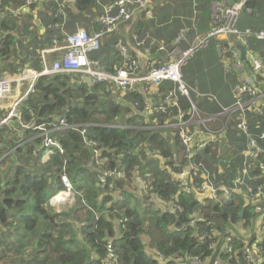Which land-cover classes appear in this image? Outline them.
Instances as JSON below:
<instances>
[{
	"label": "trees",
	"instance_id": "16d2710c",
	"mask_svg": "<svg viewBox=\"0 0 264 264\" xmlns=\"http://www.w3.org/2000/svg\"><path fill=\"white\" fill-rule=\"evenodd\" d=\"M63 1L50 0L32 5L17 17L9 12L0 15V76L5 72L18 73L25 65L40 71L39 50L53 46L54 40L62 41L65 32L74 31L76 24L86 29L100 28L97 23L92 25L95 15L104 13L105 7L116 0H77L74 8L66 7L65 16L58 13ZM213 1L155 0L151 19L139 12L90 56L99 60L102 68L111 69V65L121 61L113 44L123 38L133 49L136 44L132 33L144 39L140 50L148 48L150 55L156 53L160 45L163 56L176 47L186 49L196 36L206 34L212 28ZM1 2L3 7L12 9L24 4V0ZM247 5L252 14H246L250 24L245 28L264 29L255 20L259 14L257 0H249ZM42 26L44 31L40 33ZM180 34L183 37L176 44ZM211 39L216 55L219 46H227L233 41V38L220 40L212 36L208 43ZM248 43L250 49L264 59V41L250 37ZM228 56L229 52L224 57L219 56L226 76L215 100L204 96L203 90L199 89L201 92H197L196 97L190 91V100L202 115H216L212 127L226 122L222 141L196 155V161H201L215 173L218 186H225L229 178L237 174L246 144L245 135L237 127L238 113L218 116L223 108L232 106L235 101L233 90L238 78L235 72L224 69ZM244 70L251 73L247 61ZM229 74L230 78L227 77ZM172 87L167 82L162 92L166 93ZM34 88L35 92L20 107L22 122L47 125L56 117H65L71 126L50 134L62 145L64 153L51 155L45 163L40 161L43 154L38 148L41 138L33 128L24 129L26 142L9 155L4 157L12 147H0V165L15 151L25 154L27 159L32 158L38 165L37 171H32L34 174L22 173L21 166L12 175L8 174L10 169L7 167L0 170V228H6L0 230V252L13 247L17 251L14 261H20V264H103L110 244L119 264H157L146 251L144 240H147L148 246L164 257L189 254L202 264H252L246 255L244 234H240L236 225L242 221L245 228L255 230L251 224L256 215L254 209L236 196H233L232 205H224L207 198L198 200L194 193L180 191L174 175L189 160L184 157L177 129L136 128L142 124L143 116L137 111L135 114L128 105L141 103L142 110L143 95L127 91L122 96L124 100L116 103L118 92L107 93L104 84L89 85L64 73L40 76ZM179 101L182 109L188 111L189 100L180 97ZM155 118L162 124L167 115L157 113ZM246 121L248 133L253 136L264 133V108L261 114L246 110ZM110 124L125 128L105 126ZM83 128L84 135L80 131ZM21 129L18 125L16 133ZM84 137L96 145L86 143ZM260 145L264 147V141H260ZM153 151H156L154 155ZM260 157H264V153ZM133 171L145 181V190L136 185L131 175ZM251 171L258 173L256 168ZM62 173L67 176L76 198L68 211L57 212L51 207L50 199L63 190ZM101 177L105 180L103 183ZM131 186L136 191L131 190ZM40 224H44L45 229L26 239ZM12 227H15L14 233L10 231ZM227 236H231L227 242L230 250L223 247ZM252 239L253 236L249 238ZM257 246L264 248V237ZM28 247L31 250L25 256L24 250Z\"/></svg>",
	"mask_w": 264,
	"mask_h": 264
},
{
	"label": "built area",
	"instance_id": "2783aa9c",
	"mask_svg": "<svg viewBox=\"0 0 264 264\" xmlns=\"http://www.w3.org/2000/svg\"><path fill=\"white\" fill-rule=\"evenodd\" d=\"M46 1L50 0H24L23 5L12 9L8 6L3 7L0 0V15L4 16L6 12H9L12 16L17 17L20 12L28 10L30 6L40 5ZM76 1L64 0L59 4L58 13L65 16L66 7L74 8ZM154 1L116 0L105 7L104 13L95 15L92 25L97 23L100 28L96 29L95 26H92L86 29L80 24H76L74 31L65 32L62 41L54 40L53 46L39 50L38 54L42 65L40 71L25 65L19 69L18 73H3L0 76V139L3 130L16 133V127L20 125L23 128L20 132H25L26 128L37 130V136L41 138L38 148L43 150L42 162H47L53 154L62 155L64 153L62 145L50 134L71 126L65 117H56L47 125L43 123L27 125L22 122L20 107L35 92V82L40 76L64 73L80 76V79L89 85L104 84L107 93L114 92L116 94L118 92L114 101L116 103L121 99L124 100L122 96L127 91H136L145 99L142 110H140L141 103L134 102V104L128 105L135 114L137 111L143 116L142 124L136 128L177 129V136L184 148V157L189 160L174 175L180 191L192 192L198 200L207 198L224 205H227L225 202L228 197L232 198L230 204L232 205L234 203L233 196H236L244 199L254 209L256 215L251 224L254 225L255 230H252L251 227L245 228L242 221H239L236 226L240 234H244L242 240L246 243V255L249 262L264 264V248L260 249L257 246V242L264 237V157H260L264 153V147L260 145V141H264V133L257 136L251 135L247 132L246 121V110L261 114L264 108V59L254 53L248 43L250 37L264 41V29L254 31L251 28L241 30L237 27V21L242 14H252L251 8L247 5L249 0H234L233 5H229L227 0H214L211 8L212 28L206 34L196 36L186 49L182 50L176 47L163 56L160 53L163 46L160 45L157 46L156 53L150 55L148 48L140 50L144 39L132 33L136 46L132 49V45L125 44L123 38L118 39L113 45L118 49L121 61L111 65V69L102 68L100 61L90 55L99 49L103 37L118 31L122 24L135 18L139 12H143L145 17L150 19ZM43 31L44 27L42 26L39 32ZM212 36L233 38V41L228 42L227 46L218 47V56L224 57L226 52H229V56L224 61L225 70L235 72L238 78V83L233 90L235 97L233 105L223 108L218 116L238 113L237 127L246 137L238 172L234 177L229 178V182L225 186H218L215 173L204 167L201 161H196V155L209 146L222 141L226 122L221 121L218 127L214 128L211 124L215 121L216 115L204 116L198 111L190 100L189 86L183 80L181 70L194 52L205 47L208 39ZM182 37L183 34H180L175 43L177 44ZM236 42L242 44L246 49V61L251 67L250 74L244 70L246 61L240 59L239 51L233 45ZM53 55L55 58L52 59ZM87 78H90V82L87 81ZM167 82L171 83L173 87L163 93V86ZM13 85L16 86L14 89ZM180 97H186L189 100L191 107L188 111L182 109ZM208 99L215 100L216 98L208 96ZM3 100H8V102H3ZM157 113L167 115L164 123L158 124L155 118ZM30 114H32L31 111ZM105 126L125 128L119 124ZM80 131L82 135L85 134L84 128ZM84 141L90 145H96L94 141L86 137H84ZM25 142L22 141L19 145H23ZM155 152L153 151L152 155ZM147 153L149 154V151ZM254 168L258 170V173L253 174L251 170ZM135 173L138 175L137 171H133L131 175L135 178L136 185L145 190L147 187L145 181L139 175L140 178H138ZM116 174L120 176V172ZM100 181L103 183L105 180L101 177ZM61 182L65 190L53 200L71 193V184L64 173L61 174ZM130 189L136 191L133 186ZM224 233L226 234L225 231ZM251 236L253 239L249 240ZM230 240L231 236L225 237L224 243L226 244L223 245L229 250L231 248L227 246V242ZM144 243L146 251L153 256L157 264H202L197 257L189 254L164 257L160 252L150 248L149 243L145 241ZM107 248L108 253L103 259V264H119L111 245L108 244Z\"/></svg>",
	"mask_w": 264,
	"mask_h": 264
},
{
	"label": "rangeland",
	"instance_id": "374dc122",
	"mask_svg": "<svg viewBox=\"0 0 264 264\" xmlns=\"http://www.w3.org/2000/svg\"><path fill=\"white\" fill-rule=\"evenodd\" d=\"M129 28V27H128ZM204 35V34H203ZM114 35L107 34L103 37L102 41H106L107 39H112ZM222 37L223 39L220 40H229L232 37H224V36H214V38ZM219 39V38H218ZM213 39L209 40L210 43L206 47L201 48L193 56L182 66V72H183V80L190 85L189 90L191 91V95L193 97H196L197 92H201L200 90H203L204 93H206L204 96H217V91L221 88V86L224 83L225 74L223 72V66L221 64V59L218 55L214 52V43L212 41ZM218 52V49H217ZM228 78L231 77V75H227ZM80 76H72L73 80H78ZM16 86L13 85V89ZM115 94V93H114ZM117 96V95H116ZM3 102H8V100H3ZM23 134V133H22ZM2 139L3 142L0 143V147H4L5 149L11 148V151L6 153L4 155H9L12 150H15L17 147H19L20 143L24 141L23 136L21 138H18V136L12 135V133H9L7 131H4L2 133ZM16 152V151H15ZM10 155V157L4 161V163H1L0 170L4 171L5 168H9L10 172L9 175H12L15 173V169L21 166V172H31L37 171L38 165H35L32 158H25V154L22 155L20 152H16ZM24 156V157H23ZM53 169V166L50 165V170ZM135 175L140 178L137 173ZM75 196L73 193H69L67 196H60L55 198V200L52 199V204H57L51 206L54 210L57 212L59 211H68L74 204H75ZM50 207V208H51ZM51 208V209H52ZM52 209V210H53ZM11 229L13 233L15 232V227H12ZM6 228L4 227L3 230ZM43 229H45L44 224H40L38 227L35 228V230L31 233H29L26 236V239H30L32 235L39 234ZM0 230H2L0 228ZM2 230V231H3ZM21 230V229H20ZM10 232V233H12ZM1 236V235H0ZM28 245V244H27ZM31 248H26L25 256H27L30 252ZM15 256H17V251L13 247L11 249H7L6 252H0V264H20V261L15 262Z\"/></svg>",
	"mask_w": 264,
	"mask_h": 264
},
{
	"label": "crops",
	"instance_id": "0c3cea01",
	"mask_svg": "<svg viewBox=\"0 0 264 264\" xmlns=\"http://www.w3.org/2000/svg\"><path fill=\"white\" fill-rule=\"evenodd\" d=\"M257 4H258L257 9H258L259 14H258V16L256 17L255 20L258 22V25L259 26H264V0H257ZM249 21L250 20L246 17V15L245 14H242L239 17L238 21H237V26L239 25L241 28H245L246 26H248L250 24ZM218 38L219 39H223L222 37H218ZM22 133H25V132H20L19 131L17 133H12V135H14V136L17 135L18 137L19 136H24ZM37 149L35 150V152L37 151ZM32 155L34 156L35 154H32Z\"/></svg>",
	"mask_w": 264,
	"mask_h": 264
},
{
	"label": "water",
	"instance_id": "95a60500",
	"mask_svg": "<svg viewBox=\"0 0 264 264\" xmlns=\"http://www.w3.org/2000/svg\"><path fill=\"white\" fill-rule=\"evenodd\" d=\"M227 2H228L229 5H233L234 0H227ZM235 47L239 51L240 59L242 61H246V49H245V47L242 44L238 43V42L235 43ZM87 81L90 82V78L89 79L87 78ZM225 203L227 205H230L232 203V198L228 197Z\"/></svg>",
	"mask_w": 264,
	"mask_h": 264
},
{
	"label": "clouds",
	"instance_id": "9594fccd",
	"mask_svg": "<svg viewBox=\"0 0 264 264\" xmlns=\"http://www.w3.org/2000/svg\"><path fill=\"white\" fill-rule=\"evenodd\" d=\"M211 8H212V5H211ZM211 12H212V9H211ZM151 18H152V17H151ZM151 18H150V19H151ZM224 69H225V68H224ZM181 70H182V69H181ZM20 146H21V145H20ZM33 154H34V153H33ZM41 159H42V157L40 158V161L42 162ZM42 163H45V162H42ZM64 170H65V169H64ZM64 190H65V189H64V187H63V190L59 191L56 195H54V196L50 199V205H51V206H53L52 203H51V200H52L54 197L60 195ZM71 193H73V192H72V188H71ZM73 194H74V193H73ZM67 195H69V194H67ZM144 241H145V240H144ZM145 242L149 243L147 240H146ZM148 254H149V253H148Z\"/></svg>",
	"mask_w": 264,
	"mask_h": 264
}]
</instances>
